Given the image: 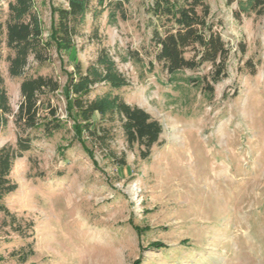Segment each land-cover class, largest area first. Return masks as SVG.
<instances>
[{
  "label": "rangeland",
  "instance_id": "obj_1",
  "mask_svg": "<svg viewBox=\"0 0 264 264\" xmlns=\"http://www.w3.org/2000/svg\"><path fill=\"white\" fill-rule=\"evenodd\" d=\"M122 1L125 20L109 23L107 11L87 14L62 63L54 51L44 64L29 59L23 76L58 80L49 98L64 124L52 136L32 131L30 149L13 162L9 178L16 189L2 203L16 222L0 213V264H264V12L236 16L238 0H205L231 49L227 75L208 99L184 79L206 73L209 64L179 73L176 90L162 83L167 76L158 65L148 72L122 61L132 50L148 58L150 0ZM34 2L46 36L51 6L64 1ZM102 48L129 81L114 93L162 126L146 158L126 142L116 120L107 123L111 153L87 140L91 159L76 140L64 72L76 61L87 66ZM8 53L3 45L0 75L12 113L0 130V147L14 146L19 134L14 113L23 76L9 75ZM106 90L99 84L90 96Z\"/></svg>",
  "mask_w": 264,
  "mask_h": 264
},
{
  "label": "trees",
  "instance_id": "obj_2",
  "mask_svg": "<svg viewBox=\"0 0 264 264\" xmlns=\"http://www.w3.org/2000/svg\"><path fill=\"white\" fill-rule=\"evenodd\" d=\"M3 0H0V59L3 45L9 50L6 60L12 77L23 76L29 67V59L38 64L47 63L54 51L59 61L76 46V36L91 12L97 18L107 11L109 23L118 18H127L122 0H63L64 5L51 6V20L48 34L44 29L34 0H5L7 13L2 19ZM233 0H227L231 3ZM235 15L264 12V0H238ZM148 15L146 26L150 28V43L144 57L137 51H130L122 61L132 60L142 64L148 72L155 65L165 73V85L179 89L181 81L177 75L183 71H195L209 64L210 69L202 75H189L184 84L192 86L210 99L214 85L227 75V65L231 49L222 39L211 20L210 7L205 0H150L146 6ZM244 52V48H241ZM251 72L255 65L250 59L245 61ZM63 88L71 102L68 114L76 126V140L91 158L92 150L86 146L87 140L101 150L111 153L109 148L113 133L107 123L118 121L128 144L141 147L140 156L146 158L151 147L157 143L162 131L161 124L144 109L130 105L114 93L129 85L128 79L118 70L115 60L102 48L95 60L83 66L73 62L72 70L65 71ZM107 86L102 94L90 96L99 85ZM60 88L58 80L51 75H25L20 82L21 101L14 113V122L19 129L15 145L0 147V213L16 222L13 214L2 203V198L16 189L9 173L16 158L21 157L31 147L32 131L41 129L52 136L63 128V120L57 108L50 102V95ZM46 107V111L43 110ZM12 113L8 96L0 75V130L7 125ZM86 135V139L83 135ZM64 151V148L63 150ZM110 158L114 160L111 155ZM92 159V158H91ZM124 165L123 158H115ZM93 165L95 161L92 160ZM153 243V246H160ZM24 259V257H23Z\"/></svg>",
  "mask_w": 264,
  "mask_h": 264
}]
</instances>
